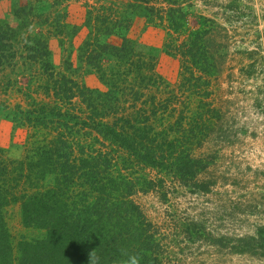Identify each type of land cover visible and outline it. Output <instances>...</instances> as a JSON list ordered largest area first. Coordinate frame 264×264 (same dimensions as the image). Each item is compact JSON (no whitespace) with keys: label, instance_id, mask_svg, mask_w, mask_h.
Instances as JSON below:
<instances>
[{"label":"trees","instance_id":"obj_1","mask_svg":"<svg viewBox=\"0 0 264 264\" xmlns=\"http://www.w3.org/2000/svg\"><path fill=\"white\" fill-rule=\"evenodd\" d=\"M132 6L139 16L155 20L154 7ZM165 14L161 20H167L169 30L187 32L174 48L181 62L178 89L164 96L151 91L155 57L132 38L122 36L118 44L88 40L82 60L86 56L94 65L106 89L83 85L46 60L45 92L53 101L6 115L45 134L24 159L0 157V264H89L94 250L99 264H123L128 255L138 257L139 264H164L160 231L134 196L151 191L167 196V178L199 184L197 176L206 165L192 151L212 122L216 109L206 100L209 78L221 70L214 21L201 15L198 27L191 28L188 12L178 4ZM115 25L122 27L114 22L102 33L111 34ZM13 30L0 27V54L11 52L7 41ZM196 95L205 101L189 114ZM13 202L21 204L25 226L40 232L22 239L17 251L3 220L4 208ZM213 242L225 246L231 238ZM240 244L235 249L252 250L245 240Z\"/></svg>","mask_w":264,"mask_h":264},{"label":"rangeland","instance_id":"obj_2","mask_svg":"<svg viewBox=\"0 0 264 264\" xmlns=\"http://www.w3.org/2000/svg\"><path fill=\"white\" fill-rule=\"evenodd\" d=\"M133 3L154 7L155 20L139 16ZM175 4L188 12L191 28L198 27L201 15L214 21L213 33L221 43V70L209 78L206 99L216 110L192 151L206 166L196 187L167 178V196L151 191L134 199L160 231L164 264H264V0H0V27L14 28L7 41L11 52L0 54V157L24 159L45 134L6 115L53 101L45 92L46 60L83 85L107 88L86 56L82 60L88 40L118 44L122 36L132 38L155 57L151 91L164 96L178 89L181 62L174 48L187 32L175 33L161 20ZM114 22L122 27L103 34ZM203 101L193 96L188 113ZM3 216L14 251L22 239L40 234L22 222L19 202L7 205ZM220 236L231 242L215 244ZM243 240L252 250L235 249L243 247Z\"/></svg>","mask_w":264,"mask_h":264},{"label":"clouds","instance_id":"obj_3","mask_svg":"<svg viewBox=\"0 0 264 264\" xmlns=\"http://www.w3.org/2000/svg\"><path fill=\"white\" fill-rule=\"evenodd\" d=\"M89 264H99V257L96 255L95 250L89 255ZM123 264H139V259L135 255H128Z\"/></svg>","mask_w":264,"mask_h":264}]
</instances>
